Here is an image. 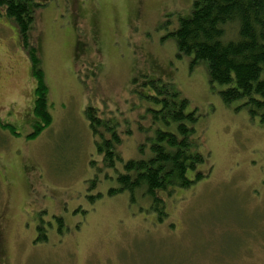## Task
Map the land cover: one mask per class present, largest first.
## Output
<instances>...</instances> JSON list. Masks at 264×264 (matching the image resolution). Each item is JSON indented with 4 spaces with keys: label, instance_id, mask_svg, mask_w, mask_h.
I'll return each instance as SVG.
<instances>
[{
    "label": "rangeland",
    "instance_id": "obj_1",
    "mask_svg": "<svg viewBox=\"0 0 264 264\" xmlns=\"http://www.w3.org/2000/svg\"><path fill=\"white\" fill-rule=\"evenodd\" d=\"M192 1L30 0L52 114L35 138L30 58L0 9V121L21 133L0 123V264H264V125L223 103L206 63L179 57L165 37ZM140 71L176 83L197 107L213 163L164 195L162 222L129 191L109 193L118 171L105 166L85 112L92 102L117 123L124 159L148 154Z\"/></svg>",
    "mask_w": 264,
    "mask_h": 264
},
{
    "label": "trees",
    "instance_id": "obj_2",
    "mask_svg": "<svg viewBox=\"0 0 264 264\" xmlns=\"http://www.w3.org/2000/svg\"><path fill=\"white\" fill-rule=\"evenodd\" d=\"M191 6L188 15H177L175 26L165 37L176 41L179 57L190 56L192 65L206 63L211 90L220 95L223 103L237 111L248 110L264 125V0H193ZM0 9L16 25L30 58L36 97L33 130L27 137L35 138L52 122L45 70L30 36L35 6L30 0H0ZM170 21L167 19L169 25ZM139 76H145L141 85L147 87L140 94L150 102L146 115L153 135L148 154L124 159L117 149L122 142L117 123L100 119L92 102L85 112L105 166L118 171V186L110 188L109 193L129 191L132 202H148L149 210L162 222L163 214L167 215L164 195L202 180L213 163L209 161L206 140L196 127L198 109L190 104L180 86L160 85L159 77L147 72L140 71ZM0 123L14 135H21L12 122ZM101 125L105 127L102 131ZM119 160L122 169L117 166Z\"/></svg>",
    "mask_w": 264,
    "mask_h": 264
},
{
    "label": "flooded vegetation",
    "instance_id": "obj_3",
    "mask_svg": "<svg viewBox=\"0 0 264 264\" xmlns=\"http://www.w3.org/2000/svg\"><path fill=\"white\" fill-rule=\"evenodd\" d=\"M6 214H4V216H2L3 217V222H5V220H7L8 219V217L7 216H5Z\"/></svg>",
    "mask_w": 264,
    "mask_h": 264
}]
</instances>
